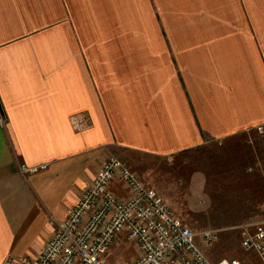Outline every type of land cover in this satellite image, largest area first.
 Segmentation results:
<instances>
[{"label": "crops", "instance_id": "obj_1", "mask_svg": "<svg viewBox=\"0 0 264 264\" xmlns=\"http://www.w3.org/2000/svg\"><path fill=\"white\" fill-rule=\"evenodd\" d=\"M261 123L264 0H0V264L42 250L110 153Z\"/></svg>", "mask_w": 264, "mask_h": 264}, {"label": "built area", "instance_id": "obj_2", "mask_svg": "<svg viewBox=\"0 0 264 264\" xmlns=\"http://www.w3.org/2000/svg\"><path fill=\"white\" fill-rule=\"evenodd\" d=\"M74 127L81 121L71 117ZM255 130L264 135V123ZM46 167L21 166V172ZM117 182L126 192L110 188ZM54 226L42 250L32 257L7 256L1 264H112L110 249L126 239L135 255L127 264H243L237 259L212 261L197 245L200 236L210 244L218 229L195 231L186 226L152 187L146 186L124 161L109 155L76 203ZM240 245L254 251L264 264V219L239 225Z\"/></svg>", "mask_w": 264, "mask_h": 264}, {"label": "rangeland", "instance_id": "obj_3", "mask_svg": "<svg viewBox=\"0 0 264 264\" xmlns=\"http://www.w3.org/2000/svg\"><path fill=\"white\" fill-rule=\"evenodd\" d=\"M152 187L191 228L221 229L210 244L195 241L212 261L237 259L262 264L254 251L240 245L239 225L264 219V135L256 130L206 143L170 156L133 150L114 151ZM135 254L126 239L110 249L112 264H125Z\"/></svg>", "mask_w": 264, "mask_h": 264}]
</instances>
